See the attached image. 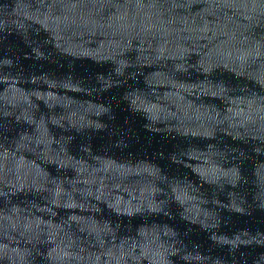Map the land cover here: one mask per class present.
Wrapping results in <instances>:
<instances>
[{"label":"water","instance_id":"obj_1","mask_svg":"<svg viewBox=\"0 0 264 264\" xmlns=\"http://www.w3.org/2000/svg\"><path fill=\"white\" fill-rule=\"evenodd\" d=\"M0 264H264V0H0Z\"/></svg>","mask_w":264,"mask_h":264}]
</instances>
